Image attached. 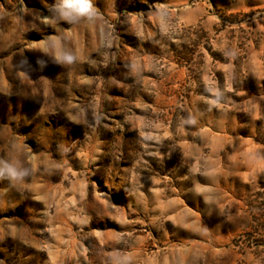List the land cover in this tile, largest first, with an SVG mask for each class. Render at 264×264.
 <instances>
[{
  "label": "rangeland",
  "instance_id": "rangeland-1",
  "mask_svg": "<svg viewBox=\"0 0 264 264\" xmlns=\"http://www.w3.org/2000/svg\"><path fill=\"white\" fill-rule=\"evenodd\" d=\"M66 2L0 0V264H264V0Z\"/></svg>",
  "mask_w": 264,
  "mask_h": 264
},
{
  "label": "trees",
  "instance_id": "trees-1",
  "mask_svg": "<svg viewBox=\"0 0 264 264\" xmlns=\"http://www.w3.org/2000/svg\"><path fill=\"white\" fill-rule=\"evenodd\" d=\"M248 208L251 213L250 224L248 225L250 231L243 235L242 240L254 244L256 248H264V237L256 236L251 230L253 228L256 233L264 231V181L260 182L259 186L254 189Z\"/></svg>",
  "mask_w": 264,
  "mask_h": 264
},
{
  "label": "clouds",
  "instance_id": "clouds-1",
  "mask_svg": "<svg viewBox=\"0 0 264 264\" xmlns=\"http://www.w3.org/2000/svg\"><path fill=\"white\" fill-rule=\"evenodd\" d=\"M90 9L89 0H67L62 10V14L65 16L70 15L72 12L83 15ZM10 174L15 175V171L10 169Z\"/></svg>",
  "mask_w": 264,
  "mask_h": 264
}]
</instances>
